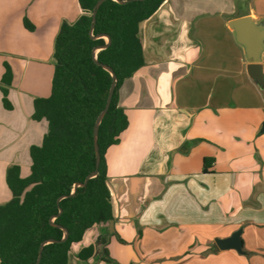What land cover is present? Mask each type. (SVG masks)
I'll list each match as a JSON object with an SVG mask.
<instances>
[{
    "label": "crops",
    "instance_id": "obj_1",
    "mask_svg": "<svg viewBox=\"0 0 264 264\" xmlns=\"http://www.w3.org/2000/svg\"><path fill=\"white\" fill-rule=\"evenodd\" d=\"M81 14L77 0H0V204L7 169L26 177L47 132L33 101L50 95L61 24ZM243 16L264 27V0H164L140 23L144 64L117 96L128 125L104 154L113 233L89 228L68 264H264V93L231 25ZM236 232L240 252L217 248Z\"/></svg>",
    "mask_w": 264,
    "mask_h": 264
},
{
    "label": "trees",
    "instance_id": "obj_2",
    "mask_svg": "<svg viewBox=\"0 0 264 264\" xmlns=\"http://www.w3.org/2000/svg\"><path fill=\"white\" fill-rule=\"evenodd\" d=\"M77 1L82 14L73 23L63 22L55 37L50 95L33 101L32 118L45 119L47 132L40 145L29 148L26 177L20 176L17 165L6 172L11 198L0 204V264H35L42 243L38 264H68L70 247L92 226L112 220L104 154L128 125L117 105L118 89L143 66L139 25L164 0H102L98 5L101 0ZM23 25L33 29L27 19ZM103 66L116 81L108 110L96 127L112 84ZM11 80L4 63L0 91L6 110L12 108L7 99ZM95 127L99 163L91 176L96 170ZM207 162L203 160L205 166ZM92 252L93 247H86L78 257L86 259Z\"/></svg>",
    "mask_w": 264,
    "mask_h": 264
},
{
    "label": "water",
    "instance_id": "obj_3",
    "mask_svg": "<svg viewBox=\"0 0 264 264\" xmlns=\"http://www.w3.org/2000/svg\"><path fill=\"white\" fill-rule=\"evenodd\" d=\"M101 2H102V0L99 1L97 3V5ZM94 21H95V12H93V14H92L91 29L94 26ZM231 25L235 31L237 43L242 45L244 47V50H245L246 59L248 61L247 65H246V73H247L248 77L258 87V89L262 93H264V70H262V66L260 64V55H261L262 50H264V43H262V42H264V27L257 26L249 16H243V17L233 19L231 21ZM105 38H106V42L108 43V40H109L108 37L105 36ZM93 60L95 63H97L96 57H95V52L93 53ZM103 68L106 69L111 74L112 84H111V87H110L109 92H108V96L106 99L104 109H103L102 113L100 114V116L96 120V127L99 124V121H100L102 115L105 114L106 111L108 110V107L110 105L112 95H113L114 84L116 81V78H115L114 74L112 73V71L105 66H103ZM96 127H95L94 133H93V148H94V154L96 157V164H95L96 170L91 176L96 175L97 167H98V163H99V150H98V144H97ZM260 131H261V133H264V123H262ZM88 178L89 177L86 178L84 183H86ZM108 232H109V234L107 235V239H108L109 235L111 233H113V221L112 220H110L108 222ZM64 234L65 235H64L62 240H64V238L66 237V234H67L66 230H64ZM43 244L44 243L41 244L40 250H41V247L43 246ZM215 244H216L217 248L220 250L234 249L237 252H240L241 241L239 239V232L234 233L231 237H229L227 239L216 240ZM40 250H39L38 258H37V261L35 264H38V262L40 260V256H41Z\"/></svg>",
    "mask_w": 264,
    "mask_h": 264
},
{
    "label": "rangeland",
    "instance_id": "obj_4",
    "mask_svg": "<svg viewBox=\"0 0 264 264\" xmlns=\"http://www.w3.org/2000/svg\"><path fill=\"white\" fill-rule=\"evenodd\" d=\"M106 40V38H104Z\"/></svg>",
    "mask_w": 264,
    "mask_h": 264
}]
</instances>
